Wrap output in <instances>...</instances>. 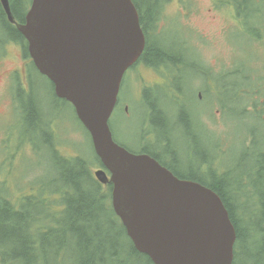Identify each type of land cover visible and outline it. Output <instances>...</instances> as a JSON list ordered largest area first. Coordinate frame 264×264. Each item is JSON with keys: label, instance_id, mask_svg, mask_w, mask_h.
I'll return each mask as SVG.
<instances>
[{"label": "water", "instance_id": "1", "mask_svg": "<svg viewBox=\"0 0 264 264\" xmlns=\"http://www.w3.org/2000/svg\"><path fill=\"white\" fill-rule=\"evenodd\" d=\"M19 29L40 72L75 106L113 170L114 207L135 247L156 264H232L237 233L221 197L112 138L108 120L122 79L146 48L134 1L32 0Z\"/></svg>", "mask_w": 264, "mask_h": 264}, {"label": "rangeland", "instance_id": "2", "mask_svg": "<svg viewBox=\"0 0 264 264\" xmlns=\"http://www.w3.org/2000/svg\"><path fill=\"white\" fill-rule=\"evenodd\" d=\"M29 1V0H25ZM139 6L144 7L146 0H137ZM228 1V0H227ZM230 5H222L219 8L214 9V5L211 0H168L166 5L162 8L160 27L162 28L160 32V39L163 41L164 48L171 55L172 58H179L182 60L183 64L181 71H185L183 74L182 81V93L184 95H196L201 93L203 97L206 98V102L200 105H191L188 112V123L191 130L196 134L198 122L202 117H204V123L206 125V130L212 137L217 140H223V142H218L220 148L216 147L213 150V154L204 155L202 158L208 161L213 160L215 152L224 150L225 156L231 154V149L238 142V146L233 149H242L239 147L240 138L245 136L246 128L251 125L256 132L255 148L264 149V117H255L253 111L249 110L246 105L249 102V97H244L242 99L233 100L232 98H227V103L225 104L224 111L221 114H217L220 111L219 104L215 103L211 107L210 96L205 91V83L212 86L210 82L219 80L222 75L225 80H227L231 87L227 91L226 95H233V89L235 84H240L249 91L255 86L260 85L264 90V80L259 79L253 67V59L256 57L257 48L253 42L240 39L239 36L234 35L236 31V23L233 21V15L230 14V18H227V12L223 11L224 8H231ZM148 8V7H147ZM145 8V9H147ZM211 8V10H209ZM233 12V9H232ZM235 15L239 19V23L248 29H254L255 27L260 28L264 24V0H255L254 2H244V5L238 9H235ZM264 29V25H263ZM7 35V33H5ZM196 35V36H195ZM232 35V36H231ZM200 40H198L197 38ZM229 37V38H228ZM228 38V39H227ZM157 39L153 38L151 45L156 44ZM202 43V44H201ZM227 43V44H226ZM234 45V49L232 45ZM203 47V48H202ZM264 49V46L261 47ZM144 66L146 63L150 66L147 60H141ZM137 64L134 69H129L126 73L124 81L122 83L120 95H119V106L115 111L114 116L111 121H113L116 128H119V122L121 118H125L123 110L126 106L127 114L132 116L130 119L138 121L141 117H144L147 109L145 107V85L154 84L158 85L159 82H163L164 85H158L156 90L162 89L164 86L170 85L169 80H166L167 75L172 73L174 69L164 63V69L161 71H154L146 69ZM213 68H211V66ZM0 66H6L11 74H16L13 76V81L16 84L9 81L4 88L3 95L8 96L12 89L16 86L23 88L25 83L23 81L21 64L14 61L0 62ZM144 68V69H143ZM157 68V67H156ZM210 69V78L206 73ZM221 70V71H220ZM217 71V72H216ZM258 75L264 77L263 74L257 72ZM140 82V85L135 82V78ZM47 86V91L42 93L43 96H49L50 103L54 101V89L50 82L44 79ZM134 82V83H133ZM224 88L227 83L223 81ZM212 88V87H211ZM150 90V89H149ZM261 87H255L251 93L250 97L252 101L257 103L256 109H264V93ZM141 91V92H140ZM207 96H206V95ZM199 95V94H198ZM214 100L216 101V94L211 92ZM200 97V96H199ZM127 104V105H126ZM3 103L0 100V108L2 109ZM20 105L14 103V98L10 97V104L8 108V114L11 119L14 120V129L16 135L19 137L27 136L31 130L27 124L26 116L19 113ZM222 111V109H221ZM220 111V112H221ZM4 115L7 114V110L3 109ZM166 119L175 118V111L170 108H165ZM171 122V121H169ZM7 123L0 124V131L4 128H8L13 132L11 126ZM56 126L59 129L60 137V147L62 151L68 155H79L85 157L86 159H91L92 152L90 149L91 141L78 118L75 115L74 108L70 102L59 99V109L56 117ZM111 126V124H110ZM113 130V129H112ZM154 127L146 120L140 121V128L137 137L131 138L129 141L133 146H141L144 144H150L151 135L154 133ZM128 133L130 131H127ZM208 132V133H209ZM114 133L116 140L124 143L126 141L120 134ZM182 140L188 142L187 138ZM8 140L5 142L7 144ZM39 142V141H38ZM172 144L178 145L181 143V139L178 136H174ZM186 151L192 152L194 148L186 144L184 146ZM184 147H180L181 152H185ZM23 148L19 150H12V157L17 158L21 155ZM6 152V149H0V154ZM244 151H241L240 155H243ZM157 155V154H156ZM25 157L33 158L34 162L38 161L37 150L32 149L24 152L21 155L19 165L21 167L25 166L23 159ZM160 159V155H158ZM185 155L182 158H185ZM237 157V156H236ZM238 157L239 154H238ZM25 159L31 166L27 172V176L34 178L39 182L38 177L43 171L42 165H32V159ZM234 156L229 157L224 160L221 167L225 162L232 160ZM226 159V160H225ZM165 162L166 159H163ZM239 164H245L249 160L239 159ZM2 161L0 160V164ZM263 164V163H262ZM61 165V164H57ZM65 167L67 164L63 163ZM173 169L180 173L183 172L181 165L173 161ZM255 172H259L258 169H254ZM53 175V174H51ZM50 177L47 178H51ZM58 177V174L56 172ZM226 176L231 179L236 178L235 171H230L226 173ZM51 179H48L49 187H54ZM249 190L250 193L246 197L248 205H253V200H259V193L256 188H260L263 183V178L259 175L249 174ZM9 187L15 191L16 188H20L22 191H26L28 188V183L23 179V173L20 170L16 171L14 175L10 176L8 179ZM231 198V197H230ZM1 215V212H0ZM243 218V212H239L236 217H234V222H238ZM262 234V232H261ZM251 235L249 231L240 229L239 231V241L243 242L245 239L249 238ZM260 245H264V235L262 236ZM253 245V244H251ZM43 253L45 256V263L39 261V255ZM32 256L36 258V262L31 260L28 256V252L23 248L22 245L6 244L0 246V259L5 262V264H25L31 262V264H56L53 260L48 257L42 248L36 249ZM16 257L17 261L10 262V259ZM241 263V262H240Z\"/></svg>", "mask_w": 264, "mask_h": 264}, {"label": "trees", "instance_id": "3", "mask_svg": "<svg viewBox=\"0 0 264 264\" xmlns=\"http://www.w3.org/2000/svg\"><path fill=\"white\" fill-rule=\"evenodd\" d=\"M243 1L250 3L255 0H235V2ZM160 4L161 0L145 1L144 7L148 8L141 9L148 25H151L149 23L151 20L153 22L157 18ZM27 7V5L24 7L22 0H13L12 8L18 19L23 18L24 9L26 11ZM0 17H3L1 10ZM2 22L5 23L12 38L22 37L6 20L2 19ZM249 35L257 38L259 36L258 27L245 31L244 34H241L240 39H245ZM169 53L162 45V41L157 39V43L153 45L149 41L142 58L154 67L170 62L180 70L179 68L183 64L182 60L172 58ZM184 72L176 73L175 70L174 75L167 77V80L171 81L170 85L159 90V96L155 97V100L148 93L144 94L145 101L150 107L146 105L147 111L151 110L150 115L146 114V116H149L156 136L152 151L159 150L172 161L180 164L186 170V175L181 174L180 178L198 181L214 189L223 198L232 218H234L232 207L236 204L238 213L243 212L240 226L249 231L251 235L242 244L246 255L245 261L252 259L254 264H264V245H260L261 242H259L264 235V181L260 188H256L260 197L259 200H253V205H248L242 194L245 187L242 175L251 172L253 166L259 164L256 160H261V158L255 159L251 168L248 162L245 164L238 162L237 166L232 169L236 174L235 179L228 176H217L212 162L202 158L206 154L210 155V151L203 146L199 134L196 135L189 127L187 117L189 112L174 101L175 99L178 103H182L175 96V91L180 89L181 84L179 83L183 81V79L180 81V76L182 73L183 78ZM28 75L30 94L27 101L23 102L25 103L24 115L31 134L39 138V133H41L42 137L48 140L46 124L49 113L46 109L53 108L55 103H50L49 96L42 95L45 88V92L47 91L45 80L36 79L32 69L28 71ZM224 79L221 75L219 82H223ZM244 90L242 85L235 84L233 95L230 98L233 100L242 99ZM145 91L151 92L149 89H145ZM163 98L171 106L180 109L179 113H175L174 119H168L171 121L168 123L166 114L159 103ZM220 99L221 105H223L224 97L221 96ZM174 136L187 138L189 146L194 148L190 159L188 158L189 151L186 152L187 159H181L180 147L170 143ZM0 160L2 161L0 176L4 175L9 187L8 179L15 174L10 170L16 158L10 154H2ZM195 161H197L196 164ZM74 162L76 164L74 170L65 167L62 165L63 163L55 166L58 178L53 185H63L65 189L54 192V194L42 191L39 193L25 192L19 187L13 191L9 187V192L17 204L15 203V206L7 198H0V231L3 228L9 230L8 228L12 226L18 228L19 225V229L24 231L25 235L7 239L2 244L0 243V246L3 244L22 245L24 249L26 247L28 256L32 257V253L34 254L39 245L53 243L57 249L58 244H62L69 249L75 260L74 264H153L147 254L139 252L134 247L130 237L126 234L119 217L112 209L110 192L105 193L101 184L98 182L96 184L90 179L84 168L83 160L77 157ZM262 178L264 180V174ZM7 215L8 217H6ZM238 224L236 222L235 225L238 226ZM65 239L66 242H63Z\"/></svg>", "mask_w": 264, "mask_h": 264}, {"label": "flooded vegetation", "instance_id": "4", "mask_svg": "<svg viewBox=\"0 0 264 264\" xmlns=\"http://www.w3.org/2000/svg\"><path fill=\"white\" fill-rule=\"evenodd\" d=\"M14 15L15 12L13 11ZM17 18V17H16ZM18 19V18H17ZM20 22H22V19H18ZM11 27H14L18 32V28L13 26L12 24H10ZM20 33V32H19ZM21 35V33H20ZM264 40V36L260 38V43H262ZM9 42L12 44L13 50H14V54H9L8 58L12 59V60H16L19 61L22 65H23V71H24V75L27 76V72L31 66L29 59L27 57V54L25 55V51H26V45H25V41L21 38H15V37H11ZM16 54V55H15ZM213 93H218V89H213L212 90ZM155 100V98H153ZM220 114V111H218V115ZM256 132L257 130H254L253 132H249V134L246 137V147H245V158L246 160L251 161L250 162V168L252 167L253 162L255 161V159L257 158H261V160H256L259 162L258 164V171L259 172H255V175H262L264 174V149H259V148H255V141H256ZM263 163V164H262ZM253 174V173H251ZM241 255V251L238 250L235 253V259H236V263H238V259ZM246 255L245 253H243V261H245ZM247 263L250 264H254L252 259H249L248 261H245Z\"/></svg>", "mask_w": 264, "mask_h": 264}, {"label": "bare ground", "instance_id": "5", "mask_svg": "<svg viewBox=\"0 0 264 264\" xmlns=\"http://www.w3.org/2000/svg\"><path fill=\"white\" fill-rule=\"evenodd\" d=\"M6 217H8V215ZM19 221H21V220H19ZM8 229L9 230L3 228L0 231V243L1 244L3 241H5L7 239L15 238L17 235H19V236L25 235V232L22 231L21 229H19V225H18V228L15 226H12ZM63 242H66V239L63 240ZM58 245H59V247H57V249H55V246L53 245V243L51 245L47 244V245H42V246L40 245V246H41L42 250L44 251V253L48 257H50L54 263H56V264H74L75 260L72 257L71 253L69 252V249L62 244H58ZM17 260H18V258L13 257L10 259V262H14ZM31 260H33L35 262L37 261L34 256L31 257ZM25 264H31V262H28Z\"/></svg>", "mask_w": 264, "mask_h": 264}]
</instances>
